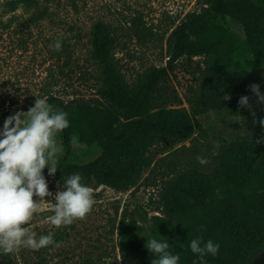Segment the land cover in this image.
Instances as JSON below:
<instances>
[{
    "label": "rangeland",
    "instance_id": "374dc122",
    "mask_svg": "<svg viewBox=\"0 0 264 264\" xmlns=\"http://www.w3.org/2000/svg\"><path fill=\"white\" fill-rule=\"evenodd\" d=\"M9 1L0 0V131L4 112H27L36 98H45L51 93L66 102L98 97L102 67L92 44V30L98 20H103L112 30L116 38L117 66L127 83L135 88L154 67L166 64L169 36L185 14L202 7L199 0H77L80 8L77 12L70 0H61L51 3L49 16H39L36 7L25 4L11 10ZM229 25L244 37L239 20L230 17ZM57 40L62 45L59 51L54 47ZM203 59L196 56L191 61L186 57L178 60L175 71L162 83V103L189 106L185 96L189 87L199 81ZM237 60L241 69L257 70L264 79V66L257 68L250 53L239 51ZM250 102L255 117L239 105L212 111L198 117L205 132L182 144L173 143L168 153H157L161 148L155 147V162L163 156L165 162L174 161L173 172L163 175L170 168L159 161L156 170L152 172L154 164L129 191L95 184L92 189L96 202L91 213L71 225L56 228L49 222L54 214L53 197L64 190V181L49 179L53 196L45 197L43 209L26 226L37 238L54 233V240L60 246L39 251L22 248L11 254L0 250V259L9 257L19 264H148L125 248L119 227L126 221L136 225L146 243L153 238L167 241L169 251L179 255V264H204L205 258L201 261L192 253L190 242L203 236L205 225L191 210L192 198L180 190L178 183L183 177L193 175L212 182L217 165V155H212L216 144H219L218 151L227 141L264 133L259 123L264 119V104H257L256 99ZM55 139L57 159L66 147L62 132ZM101 152L97 143L73 140L75 163L92 161ZM198 156L206 157L209 163L199 164Z\"/></svg>",
    "mask_w": 264,
    "mask_h": 264
},
{
    "label": "trees",
    "instance_id": "16d2710c",
    "mask_svg": "<svg viewBox=\"0 0 264 264\" xmlns=\"http://www.w3.org/2000/svg\"><path fill=\"white\" fill-rule=\"evenodd\" d=\"M60 1L10 0L8 5L15 10L25 4L36 7L39 16H49L51 3ZM70 1L79 12L77 0ZM199 1L201 9L187 12L172 30L166 64L154 67L135 88L117 66L112 30L103 20L95 23L93 51L102 67L98 97L68 102L53 93L45 97L55 109L66 112L69 120V127L62 131L66 150L57 158V172L49 176L47 167L43 171L47 183L51 178L66 181L79 173L82 183L91 188L97 184L129 191L155 164L154 172L159 161L170 168L163 175L176 169L174 161L165 162L164 156L155 162V147L161 148L157 153H168L173 143L182 144L205 132L199 116L238 105L244 95L256 99L249 89L253 83L259 84L264 93L261 73L241 69L237 60L238 52L244 51L253 56L257 68L264 66V0ZM230 17L240 21L244 37L230 28ZM196 56L204 57V67L198 83L191 85L185 96L189 106L162 103V83L175 71L178 60L186 57L191 61ZM226 94L231 95L230 100H223ZM15 113L4 112L3 123ZM74 138L97 143L101 154L87 163L73 162ZM257 141H264V133L222 145L212 182L193 175L178 183L180 190L192 198L191 210L204 222L203 241L220 245L216 256L204 257V264H249L264 249V142ZM119 232L128 252L152 264L156 256L146 248L134 223L122 221ZM0 264L19 263L6 257Z\"/></svg>",
    "mask_w": 264,
    "mask_h": 264
},
{
    "label": "clouds",
    "instance_id": "9594fccd",
    "mask_svg": "<svg viewBox=\"0 0 264 264\" xmlns=\"http://www.w3.org/2000/svg\"><path fill=\"white\" fill-rule=\"evenodd\" d=\"M54 47L59 51L61 42L57 40ZM249 89L256 97V103L264 104L260 85L253 83ZM230 99V94L223 96V100ZM238 105L247 108L255 117L249 96H241ZM67 116L63 110L50 105L46 98H36L34 106L27 112L18 111L4 121L0 131V250L4 254L18 252L22 248L39 251L48 246H60L54 240V233L49 232L37 238L26 225L43 209L45 197L53 196L43 171L47 167L48 175L53 176L58 170L55 137L69 127ZM241 118L243 123L244 118ZM259 123L264 127V119ZM260 142L264 141H257ZM218 148L219 144H216L213 156L219 154ZM197 161L201 165L209 163L202 156H198ZM82 179L79 173L72 174L64 181V190L54 195L55 203L51 208L54 214L49 217L51 225L56 228L68 226L91 213L96 202L94 190L83 184ZM145 246L158 257L152 260V264H179V255L169 251L167 241L148 239ZM190 249L203 261L209 254L216 256L220 245L212 240L204 242L202 237H197L191 240Z\"/></svg>",
    "mask_w": 264,
    "mask_h": 264
},
{
    "label": "water",
    "instance_id": "95a60500",
    "mask_svg": "<svg viewBox=\"0 0 264 264\" xmlns=\"http://www.w3.org/2000/svg\"><path fill=\"white\" fill-rule=\"evenodd\" d=\"M249 264H264V249L257 253L249 262Z\"/></svg>",
    "mask_w": 264,
    "mask_h": 264
}]
</instances>
